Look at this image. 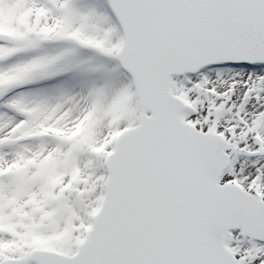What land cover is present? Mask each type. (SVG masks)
Segmentation results:
<instances>
[{"label":"snow or ice","instance_id":"1","mask_svg":"<svg viewBox=\"0 0 264 264\" xmlns=\"http://www.w3.org/2000/svg\"><path fill=\"white\" fill-rule=\"evenodd\" d=\"M0 264H264V0H0Z\"/></svg>","mask_w":264,"mask_h":264}]
</instances>
